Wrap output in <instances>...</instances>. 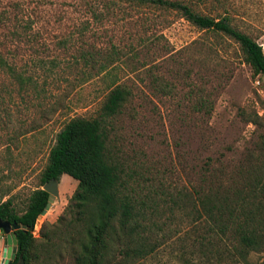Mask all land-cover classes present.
I'll return each mask as SVG.
<instances>
[{"label": "rangeland", "instance_id": "1", "mask_svg": "<svg viewBox=\"0 0 264 264\" xmlns=\"http://www.w3.org/2000/svg\"><path fill=\"white\" fill-rule=\"evenodd\" d=\"M174 1L229 16L264 53V0ZM0 57L15 71L0 66V204L10 200L21 215L43 187L57 133L71 119H100L109 93L120 88L127 96L105 121L107 150L138 206L152 207L143 224H153V252L128 264H244L203 254L189 205L173 206L208 163L226 188L246 172L249 154L259 158L264 80L237 43L175 11L120 0H0ZM76 186L67 175L57 182L33 230L30 264H75L69 235H83L84 223L67 206ZM5 239L0 230V264ZM263 257L250 253L245 264Z\"/></svg>", "mask_w": 264, "mask_h": 264}, {"label": "trees", "instance_id": "2", "mask_svg": "<svg viewBox=\"0 0 264 264\" xmlns=\"http://www.w3.org/2000/svg\"><path fill=\"white\" fill-rule=\"evenodd\" d=\"M120 1L175 11L196 28L232 39L239 45L253 74L264 80L261 46L235 29L229 16L201 15L188 4L174 0ZM0 66L15 73L1 57ZM126 96L124 90L115 88L102 105L100 119L68 121L57 133L42 173V186L51 179L58 182L63 175L77 182L67 206L69 210L76 209L84 223L83 235L69 233V247L72 250L78 248L75 264H104L108 260L111 264H128L153 252L148 243L153 224H143L145 219L150 220L147 209L152 207L144 203L138 206L126 189L121 170L112 162L106 145L105 121L118 113ZM258 151L259 158L253 159L249 154L245 160L246 172L238 178H230L228 187H223L217 170L208 163L198 184L186 194L178 193L173 200V206L178 210L184 202L189 205L186 217L197 229L192 234L193 240L205 241L203 254H213L219 260L230 256L244 264L250 253L264 254V141ZM47 199V192L36 189L21 215L12 210L11 201L7 200L0 204V220L16 222L27 230L34 228ZM14 234L16 257L11 264H18L20 259L24 264H30L36 250L33 232L17 230ZM116 255L121 256L118 263ZM260 264H264V257Z\"/></svg>", "mask_w": 264, "mask_h": 264}, {"label": "water", "instance_id": "3", "mask_svg": "<svg viewBox=\"0 0 264 264\" xmlns=\"http://www.w3.org/2000/svg\"><path fill=\"white\" fill-rule=\"evenodd\" d=\"M42 190L48 193V199L47 204L44 208V210L41 212L40 215H44L51 207V204L54 202L55 197L58 194L57 191V182L53 179H51L48 183H46ZM39 218V217H38ZM0 230L4 233L6 239H5V248L3 249L1 264H11V262L16 257V245L17 240L14 234V231L17 230H24L33 232L34 228L31 227L28 230L25 228V226H21L17 224L16 222L9 223L8 221H2L0 220ZM18 264H24L23 260L20 259Z\"/></svg>", "mask_w": 264, "mask_h": 264}, {"label": "built area", "instance_id": "4", "mask_svg": "<svg viewBox=\"0 0 264 264\" xmlns=\"http://www.w3.org/2000/svg\"><path fill=\"white\" fill-rule=\"evenodd\" d=\"M257 83H258V81H257ZM261 96H262V98L264 100V90L261 91Z\"/></svg>", "mask_w": 264, "mask_h": 264}]
</instances>
